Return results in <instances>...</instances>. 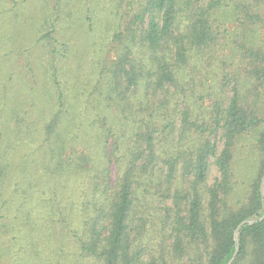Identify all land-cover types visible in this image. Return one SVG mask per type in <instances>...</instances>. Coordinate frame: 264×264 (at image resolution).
I'll return each instance as SVG.
<instances>
[{
  "label": "trees",
  "instance_id": "obj_1",
  "mask_svg": "<svg viewBox=\"0 0 264 264\" xmlns=\"http://www.w3.org/2000/svg\"><path fill=\"white\" fill-rule=\"evenodd\" d=\"M136 1L82 84L51 47L38 119L2 84L0 237L23 264H264V0Z\"/></svg>",
  "mask_w": 264,
  "mask_h": 264
},
{
  "label": "rangeland",
  "instance_id": "obj_2",
  "mask_svg": "<svg viewBox=\"0 0 264 264\" xmlns=\"http://www.w3.org/2000/svg\"><path fill=\"white\" fill-rule=\"evenodd\" d=\"M58 1L0 0V88L5 83L12 92L18 89L16 100L24 103L29 112L23 116L32 120L39 118L48 102L42 89L46 82L44 69L48 68L47 60L52 56L51 47L56 46L65 53L62 57L60 53L54 54L61 84H82L85 77H92L93 59L107 54L109 39L117 27L113 6L125 11L131 5L136 8L139 3L136 0L131 5L130 0L119 3L115 0H71L70 4L59 7ZM45 18H49V23L44 27ZM49 28L53 31L48 38L47 51L38 38ZM63 45L66 52H63ZM244 159L251 161L250 156L239 152L236 164L240 165ZM216 176L213 171L211 178ZM6 229L4 226L1 230ZM9 238L10 235L0 237V264H23L24 256L19 252L14 257L18 247L12 246Z\"/></svg>",
  "mask_w": 264,
  "mask_h": 264
},
{
  "label": "water",
  "instance_id": "obj_3",
  "mask_svg": "<svg viewBox=\"0 0 264 264\" xmlns=\"http://www.w3.org/2000/svg\"><path fill=\"white\" fill-rule=\"evenodd\" d=\"M244 222H245V221H244ZM244 222H242V223H244ZM242 223H241V224H242Z\"/></svg>",
  "mask_w": 264,
  "mask_h": 264
}]
</instances>
